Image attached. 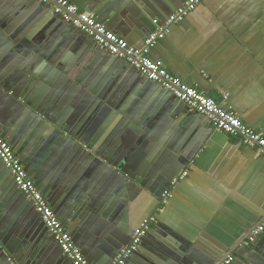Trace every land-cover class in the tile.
<instances>
[{"label": "crops", "instance_id": "1", "mask_svg": "<svg viewBox=\"0 0 264 264\" xmlns=\"http://www.w3.org/2000/svg\"><path fill=\"white\" fill-rule=\"evenodd\" d=\"M141 1L164 17L167 8L158 6L163 0ZM1 2L0 23L18 41L8 52L16 53L20 43L26 47L30 57L18 56L26 73L38 72L39 53L57 65L68 59L77 72L82 70L84 60L71 63L76 51L66 55L70 51L67 41L53 43L46 50L45 38L52 36L60 18L38 10L33 0ZM8 9L11 14L5 17ZM131 18H118L111 26L114 30L109 31L131 47H139L145 37L135 34L136 22ZM106 22L99 23L105 27ZM152 28L148 23L141 33L149 35ZM4 30L0 25V43ZM68 34L78 36L76 32ZM92 55L96 60L84 79L104 82L106 94L113 96L110 103L121 105L117 110L124 122L113 130L102 129L101 124L94 128L92 113L85 115L75 127L77 141L56 133L53 120L62 115L56 112L50 120L39 118L42 126L33 143L24 142L22 134L14 136L18 153L24 155L31 170H37L35 176L41 167L54 168L56 174L47 180L50 193L60 175L68 177L70 186L52 192L48 204L56 209L58 220L87 262L110 264L107 259L118 247L128 245L140 223L155 216L156 223L129 264H217L228 256L234 258L233 264H264V233L247 246L249 250L241 245L264 220V155L242 146L239 138L212 129L205 118L189 113L129 67L117 72L104 54L94 52L85 57L88 60ZM149 58L217 103L226 95L224 106L264 137V0H202L182 23L170 27ZM43 82L38 79L35 84ZM12 129L0 124L3 138ZM62 135L67 139H61ZM84 140L88 147L82 145ZM101 163L106 167L100 168ZM116 169L124 180L119 188L118 182L97 184L100 175L111 176ZM184 171L187 177L171 189L172 200L160 210L159 194L168 189L171 177ZM87 181L94 183L90 192L82 190ZM8 215L6 229H0V247L4 238L11 254L0 253V264H6V257L12 264H71L24 204ZM189 254L201 263H195Z\"/></svg>", "mask_w": 264, "mask_h": 264}, {"label": "water", "instance_id": "2", "mask_svg": "<svg viewBox=\"0 0 264 264\" xmlns=\"http://www.w3.org/2000/svg\"><path fill=\"white\" fill-rule=\"evenodd\" d=\"M14 1L18 2V0ZM70 1L76 4L78 7L87 10L85 12L91 13L92 11H94V16L98 22L103 23L107 20V22L105 23V27L108 31L114 30L111 28V26L117 24L116 20L118 18L120 20H126L127 18L130 19L131 16H133L134 23L136 22V28L134 29V32L141 39H143L144 37L146 38L148 36L146 34L141 33L143 31V27H147V24L150 23L152 24V29L154 31L156 27L155 25H153L152 21L155 20V18H158L161 21L165 20L169 15L172 14V12L180 8L186 2V0H163L162 2H159L158 6L160 8H167L165 9V12H163L164 17H160L162 15H158L157 13H155L156 10L152 5L144 6L141 0ZM3 3L4 2H1L0 0V6H3ZM32 4L37 5L38 10L42 9L43 13L47 12L49 15L50 12V14L54 16L52 12V6L43 7V5L38 3L36 0H33ZM157 11L162 12L163 10L159 11L157 9ZM42 12L40 13L42 14ZM10 14L11 11L8 9V11H5L4 16L6 17ZM53 21L55 22V20ZM55 23L57 24H55V26L53 27L52 36H48L47 38H45V41L48 44L46 50L52 47L53 43H58L62 45L67 41L69 45L68 49H70V51L69 53H66V55L70 56L71 52H77L75 59L71 63H74L76 65L77 60H84V62L87 61L86 63L81 61V63L83 64V66H81V71L77 72V67H74L73 64L70 65L68 59H62L60 61L61 63L57 65L55 64V60H53V62H49V57L47 55L43 57V55L39 53L38 57H36L38 58L37 62L39 64L36 67V70H38V72L36 71V75L33 72L26 73L23 69L24 64L20 65V63L18 62V56L21 54L22 58H24L25 56L29 58L30 56L28 50L26 49V47L23 48V45L20 43L19 46L16 47V53H13V50L11 52H8L9 48L12 45H16L18 41L14 37L12 38L11 34L9 33L10 31L8 30V27H3L4 25L0 23L1 28L3 30L5 29V35H3V39H1L2 42L0 43V59L1 57L3 58L0 61V124H5L6 126H13L12 133L4 134V138L13 147L14 151L18 155L19 160L23 164L27 174H29V176L33 180H35V184L38 190L47 198L49 204L51 202L50 195L52 192L57 193L63 190L65 187L70 186L67 180L68 177L65 178L63 175H60L52 185L54 190L50 193L47 187V180H51L52 177L56 174L53 173L54 168L41 167L39 170V176H35L37 170H31L30 164L25 160L24 155L18 153V149H16V138L14 136H20L22 134V138L24 137V142H26L27 144L33 143V138L39 136L37 131L42 126V119L40 120L39 118L45 116L48 120H50L49 116L56 114V112L57 114L62 113V115L60 116L61 121L56 119L53 120L57 130L56 133L59 134L62 132L63 134L68 135L70 139H77V141L79 140L76 136L77 130H75V127H77L76 125L78 121L82 120L83 116L85 115H89L92 113V115L94 116L92 120V127L94 128L101 124L102 129L111 127L113 130L118 124L124 122L122 121L124 120V118H122L123 116L117 110V108H119L118 106L121 105L116 106L114 103H110L109 98L112 95L109 96L108 94H106V85L104 84V82L96 84L95 81L92 82L88 78L84 79V75L86 74L87 69L96 60L93 55L91 56V59L87 60L85 56H88V54L89 56L94 52L97 55L104 54V58L107 62L109 61L110 64L114 66L113 70L115 71H117L120 67L124 68L125 66L129 67L131 70L139 74V72L135 70L129 63H127L126 60L121 59L117 56L110 55L105 50L99 48L94 41H92L86 34L81 32L79 29L72 27L69 23H66L61 19L60 21ZM122 27H124L123 24ZM66 29H68L70 32H66ZM75 32L78 35L76 38L71 36V34H68L73 33L75 35ZM144 39L143 41H141V45L135 48H141L143 46ZM46 50L43 51V54H46ZM53 55L54 54H52V56ZM57 56L58 54L55 56V59L57 58ZM21 70H23V72ZM38 79L44 80V82L41 84H35ZM45 82L47 84H44ZM147 83L148 85H153L154 87H157L160 91L164 92L165 94L167 93L169 96H171L168 92L162 90L153 82L147 80ZM47 85L49 89H47ZM34 86L36 87L33 89V91L27 94L30 88ZM57 98L59 100H57ZM112 98L113 96L111 97V99ZM175 102L178 103L177 101ZM178 105H181L189 113L203 117L197 113L190 112L189 109L183 104L178 103ZM107 118L108 120H106ZM61 139L67 138L66 136L62 135ZM87 141L88 140H84L83 142L81 141L84 147L89 146ZM97 151L98 150H96L95 152ZM104 167H106V165L101 163L100 168ZM118 170L119 169H116L114 172H110L112 174L111 176L108 175L109 173L106 175H100L97 180V184L102 185L106 181L108 183L115 182V184H117L118 182L117 188H119L120 184L124 180L123 177L121 178L119 176ZM30 172H33L34 174ZM173 178L174 177H171L169 183ZM91 183L92 182L87 181V183L83 184L82 190L84 192H88L89 190L92 191L91 188L94 183ZM94 188L96 189L97 187L94 186ZM164 191L165 190H163L159 194V198L161 197ZM23 204L25 209H30V211L38 217L41 223L40 217L38 216V214L35 213L31 201H28L24 197V195L18 191L11 175L0 163V229L4 226V221L7 220V217L9 216L8 214H10L11 212L13 213L16 208L22 206ZM51 208L56 214V209H54L52 206ZM4 228L6 229V227H3V229ZM50 240L56 245V243L51 238ZM1 242V255H4V251H6L10 255L11 251L8 248V244L5 242V239L1 238ZM240 244L241 242H239L237 247H239ZM125 246L126 245L118 247L116 251L112 254V258L110 256L111 259H107L110 260V264H112L113 259L115 258L117 253ZM57 248L60 250L58 246ZM244 249L249 250L250 248L244 247ZM138 251L139 249L137 250V252ZM188 257H190V259H194L195 263H201L200 259H195L198 258L196 255L191 256V254H189ZM4 260L6 264H12L9 260V257H6V259L4 258ZM129 261L130 258L125 264H129ZM223 261L224 259L219 261L217 264H221ZM233 263L234 262H232L231 264Z\"/></svg>", "mask_w": 264, "mask_h": 264}, {"label": "built area", "instance_id": "3", "mask_svg": "<svg viewBox=\"0 0 264 264\" xmlns=\"http://www.w3.org/2000/svg\"><path fill=\"white\" fill-rule=\"evenodd\" d=\"M43 6H52V12L72 27L86 34L97 46L113 56L124 59L145 79L153 82L162 90L168 92L175 101L186 106L190 112L197 113L208 121L211 128L220 131L230 137L240 139L242 146L254 149L264 155V137L246 126L240 119L225 107L227 99L223 95V101L217 103L212 98L203 95L200 91L186 86L178 78L167 72L159 62L150 60L149 55L158 41L165 38L169 29L174 24H179L193 12L202 0H186V2L165 20L152 21L155 30L149 34L141 48L131 47L124 39L108 31L99 23L94 14L79 10L67 0H36ZM0 163L11 175L14 184L24 197L31 201L32 207L40 217L41 223L48 236L60 248L64 257L71 264H89L80 249L76 246L69 233L62 226L56 214L48 204L46 198L38 190L35 182L27 174L23 164L14 153L11 146L0 134ZM187 171L174 177L166 191L159 200V209H163L172 200V188L187 177ZM156 223V217L145 218L133 231L128 245L123 247L113 259L112 264H125L138 250L142 240L146 237L151 227ZM264 233V220L256 225L242 242V246H250ZM234 262L232 256H228L221 264Z\"/></svg>", "mask_w": 264, "mask_h": 264}]
</instances>
